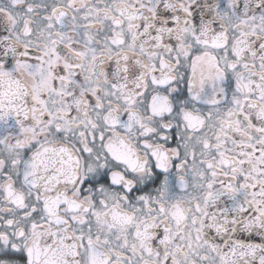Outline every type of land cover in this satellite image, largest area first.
<instances>
[{
	"label": "clouds",
	"instance_id": "obj_1",
	"mask_svg": "<svg viewBox=\"0 0 264 264\" xmlns=\"http://www.w3.org/2000/svg\"><path fill=\"white\" fill-rule=\"evenodd\" d=\"M5 251L264 264V0H0Z\"/></svg>",
	"mask_w": 264,
	"mask_h": 264
},
{
	"label": "snow or ice",
	"instance_id": "obj_2",
	"mask_svg": "<svg viewBox=\"0 0 264 264\" xmlns=\"http://www.w3.org/2000/svg\"><path fill=\"white\" fill-rule=\"evenodd\" d=\"M165 15H167V14H165ZM169 27H171V25H169ZM65 67H68V65H65ZM61 73L63 74V69H61ZM77 79H79V77H77ZM33 227H35V225H33ZM4 257L18 258L22 261L25 259L24 255L22 253L17 254V253L10 252V251H5L3 253H0V258H4Z\"/></svg>",
	"mask_w": 264,
	"mask_h": 264
}]
</instances>
